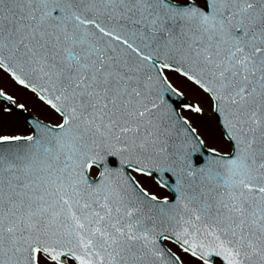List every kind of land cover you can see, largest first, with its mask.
<instances>
[{
    "label": "snow or ice",
    "instance_id": "6c2138e0",
    "mask_svg": "<svg viewBox=\"0 0 264 264\" xmlns=\"http://www.w3.org/2000/svg\"><path fill=\"white\" fill-rule=\"evenodd\" d=\"M0 264H264V0H0Z\"/></svg>",
    "mask_w": 264,
    "mask_h": 264
}]
</instances>
